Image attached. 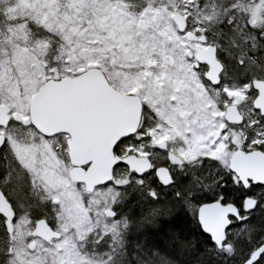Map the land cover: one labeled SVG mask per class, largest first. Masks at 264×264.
Here are the masks:
<instances>
[{
	"label": "snow or ice",
	"instance_id": "obj_1",
	"mask_svg": "<svg viewBox=\"0 0 264 264\" xmlns=\"http://www.w3.org/2000/svg\"><path fill=\"white\" fill-rule=\"evenodd\" d=\"M0 264H264V0H0Z\"/></svg>",
	"mask_w": 264,
	"mask_h": 264
}]
</instances>
